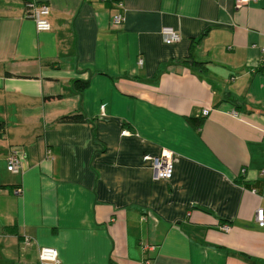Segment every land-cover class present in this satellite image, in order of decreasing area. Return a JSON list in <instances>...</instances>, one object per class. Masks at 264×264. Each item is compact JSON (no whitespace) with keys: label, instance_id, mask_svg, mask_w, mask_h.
I'll return each instance as SVG.
<instances>
[{"label":"crops","instance_id":"obj_1","mask_svg":"<svg viewBox=\"0 0 264 264\" xmlns=\"http://www.w3.org/2000/svg\"><path fill=\"white\" fill-rule=\"evenodd\" d=\"M0 121V264H264V0H0Z\"/></svg>","mask_w":264,"mask_h":264},{"label":"built area","instance_id":"obj_2","mask_svg":"<svg viewBox=\"0 0 264 264\" xmlns=\"http://www.w3.org/2000/svg\"><path fill=\"white\" fill-rule=\"evenodd\" d=\"M257 0H235L236 5L242 6ZM117 10L112 15L111 23L118 27L125 20L124 4L119 1L116 3ZM50 8L45 3L36 1H28L24 4V16L32 19L35 23L37 31H48L51 29V24L48 20ZM162 40L166 44H173L180 40L179 33L172 27L164 26L160 31ZM141 63V62H140ZM210 110L208 108L202 109V116H207ZM232 114L238 117V113L233 111ZM124 133H127L124 131ZM150 162L152 170V178L154 181H168L173 174L174 153L169 149H163L160 156L157 158H144ZM22 157L18 153V147H11L7 157V171L12 174H18L22 171ZM16 194H20L21 190L17 189ZM255 220L260 227H264V211L262 209L256 210ZM223 232H228L229 228L224 226L221 228ZM40 264H59L57 251L50 248H42L39 251Z\"/></svg>","mask_w":264,"mask_h":264},{"label":"trees","instance_id":"obj_3","mask_svg":"<svg viewBox=\"0 0 264 264\" xmlns=\"http://www.w3.org/2000/svg\"><path fill=\"white\" fill-rule=\"evenodd\" d=\"M195 64H197V62H195ZM88 85H89V83L87 81H81V80H75L74 81V88L79 92L83 91ZM85 119L86 118L83 114L75 113V114H69V115H66V116L59 118V122L75 123V122H83V121H85ZM188 121L190 123H192L194 126H196L197 128H199L201 123H202L201 120L194 119V118H188ZM4 128H5L4 123L0 121V136H2V134L4 132ZM245 187L248 189H256V190L259 189L258 185L245 184Z\"/></svg>","mask_w":264,"mask_h":264}]
</instances>
